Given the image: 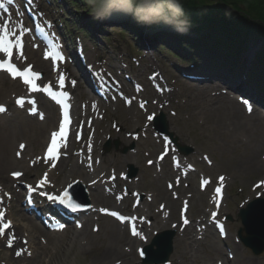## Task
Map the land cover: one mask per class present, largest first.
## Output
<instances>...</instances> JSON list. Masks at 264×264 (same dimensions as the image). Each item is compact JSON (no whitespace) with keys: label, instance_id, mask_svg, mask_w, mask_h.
Listing matches in <instances>:
<instances>
[{"label":"rangeland","instance_id":"obj_1","mask_svg":"<svg viewBox=\"0 0 264 264\" xmlns=\"http://www.w3.org/2000/svg\"><path fill=\"white\" fill-rule=\"evenodd\" d=\"M104 29L108 31V37L110 36L111 39L114 38L117 42H115L114 39L107 41L108 50H110V52L106 51L107 54L99 52V54L110 60L111 58L115 60L126 58L128 64L123 67H125L126 70L129 69L132 76L136 78L141 84H146V76L158 69L162 71L168 77L170 83L174 85V93L176 95L174 96V94H172L171 106L170 108L164 110L166 116L168 117V113L170 111H175L177 114V117L170 121V127L172 131H175L177 133V136H180L179 138L184 145L190 146L194 149V154L188 156L187 158L193 161L195 159H198L202 154H206L209 159H212L216 165L215 167L206 169L209 172V175L212 176V178L219 174H226L231 177V182L228 186L227 197L225 200V208H223V211L231 217V220L228 222V228L230 229V232L236 233L241 228L240 221L236 218L238 206L242 201L253 197V194L250 192V188L257 181L264 179V166L250 173H243V171L241 172V166H243L245 163L247 164L251 162L254 158L256 160H260V156L264 154V136H261L260 134H258V132L252 133L251 131L244 130L243 128L238 130L229 127L227 129V126H229V123L231 121V117H233V112H236L241 117H244L242 114L243 108L233 100V95L230 94V91L218 89L215 92L208 91L202 94L200 92L201 89L190 87V84L185 79L176 80L177 73L172 68V61L174 57L167 54L166 51H163L161 53L157 52L158 50L162 49L157 43L154 45L149 44L150 48L155 53H142L141 50H138L137 52H130L128 51V48L125 49L124 47V49H121V52H116L117 49H120L119 44L122 45L123 41L121 40V37H119L118 34H115L116 32L114 31L117 30H114L116 29L114 27L111 28L108 26ZM137 36V34L134 35L136 39ZM89 45L90 47H88ZM87 47V53L92 57L93 51L91 42L90 44H86V49ZM131 59H133L134 62ZM137 64H140V66L137 67ZM127 75H129L128 72ZM221 90L223 91L220 92ZM223 92H226V94H223ZM149 96L150 95L146 93L144 98L146 99ZM179 99L180 101H184V105L181 109H179L181 107ZM149 101L151 103L154 101V99L149 97ZM175 104L178 105L179 110H176L177 106H175ZM202 107H205L204 109L206 111H203ZM212 107L214 108V111H212ZM119 108L121 110L125 109L122 108L121 105H119ZM207 109L209 110V112H207ZM132 110L136 112L135 108H132ZM137 113L138 116L141 115V119L138 125L143 126V123L145 122V116L140 112ZM187 114L190 116V119L183 121L181 118H184ZM254 116L255 117H252L251 119L255 120L257 123L261 118L259 116V111L256 112ZM123 118V111L117 113L116 116L111 115V111H109L108 108L105 112V123L112 124L116 121L122 120ZM198 119H203L205 124L201 126ZM262 120L263 119H260V121ZM214 122L215 124H213ZM257 127L261 130H264V127L262 125H259ZM120 129L121 127H119V124H117V126L115 127V131L113 130L111 132V137H104V141H111V150L107 154L101 151L102 143L100 144L99 152L100 154L102 153V156L104 158V166L102 167L99 161V164L97 166L98 173H102L104 169L110 170L111 168H113V165L116 166L119 162L124 164V158L128 154H122L121 150L125 147H128L129 145H134V148L140 149V152L137 155H128L129 160L127 161V163L131 162L132 160L138 161L137 176H140V178H138L137 184L139 187V191L151 194L152 191L154 193H158L159 191V194L168 193L165 188V182H167L168 179H154L151 175L153 171H155V168H146V166L144 165L146 159H149V157L154 158L155 154L160 149H155L153 156L151 154L149 157H146V154L149 155L151 152V150L150 152H148L149 150L146 148V146H152V143L154 141L151 132L152 130L149 129L148 134L146 133L147 131L145 132V134H142L143 130H140L138 132V140L135 142V140H133L131 137H127L124 133L117 135L119 134L117 132ZM129 130H132V127H130ZM127 134L130 135L131 133L128 132ZM181 134H186L187 136L184 138L181 136ZM187 140L189 142H187ZM115 141L119 142L120 144L118 151L114 150L113 144ZM195 152L197 153L195 154ZM8 153L10 152H7V156ZM127 165L128 164H124L119 167L118 164V166L113 169L118 170L116 171V173L121 171L126 172L125 168ZM13 168L14 167L0 165V182L2 185L6 184V182L8 181L7 174ZM208 172L205 171V173H207L205 175H208ZM195 185L196 179H193L192 184L189 185L190 190H188V192L194 194V192L196 191ZM181 189H183V187ZM188 192L184 194H188ZM198 195L199 199L202 200V194L198 193ZM162 201L163 200L160 199L154 200V203L152 204L153 213H156L158 211L159 203H161ZM99 205L102 206L103 204L100 203ZM202 207H204V204H202ZM196 210L197 208L191 209L193 217L196 216ZM172 220H174V216ZM102 223L103 221L97 222V226L99 227V233H97V235H100ZM50 242L52 245L50 249H47V251L45 252H42L41 250L36 251L33 255L34 259L29 264L91 263L89 255L86 252H80L78 250L77 243L73 242V246L70 245L71 243L68 235H64V237H58V239L54 243L52 240H50ZM221 245L222 243H216L213 238H208L205 242V247H198L197 259H199V261L211 262L209 254L214 251L213 249L216 246ZM233 246L238 247L242 250L240 245L234 244ZM234 253L236 255V250L234 251ZM237 255H240L243 261L247 260L248 258H252L256 262V264H264V252L258 256H254L252 255L250 250H244V252L241 251V253L238 251ZM225 257L227 259V256ZM25 262L27 261L12 260L8 252H0V264H23ZM179 264H181L180 261Z\"/></svg>","mask_w":264,"mask_h":264},{"label":"bare ground","instance_id":"obj_2","mask_svg":"<svg viewBox=\"0 0 264 264\" xmlns=\"http://www.w3.org/2000/svg\"><path fill=\"white\" fill-rule=\"evenodd\" d=\"M148 44H152L151 41H149ZM248 48L249 52H253L254 47H260V43H254L253 40H249L246 44V48ZM29 59L31 62L34 63L35 69L37 71H48V65L47 62H43L39 59V56L36 52H31L28 54ZM3 76V74H1ZM3 79L0 78V88H2L3 85ZM12 88L16 89L14 85H11ZM75 95V102L77 103V96L80 95L79 88L77 87L74 91ZM41 104L40 108L45 112L46 114V122L44 124H40L37 122H32L29 118L23 116L22 114H19L18 116H14L13 120L6 121L4 119H0V163L5 164L7 166L11 165L12 163L6 158L5 153L9 150V146L12 143L13 139H25L28 142V145L33 148V146L40 145L41 141L44 139V135L46 131L52 128L53 126V111L52 108H50L45 102H42V100L39 101ZM90 104V102H89ZM84 109V114L87 116H92L90 125L94 129V133L90 140L88 141L89 146L94 147L96 145L97 139H101L100 137L104 135L103 129L101 130L102 133L99 134L101 117L99 113L91 112L93 109L97 110L102 107V105H89ZM205 107H202L203 111H206L204 109ZM214 108L212 107V111ZM236 109V108H235ZM222 110V109H220ZM238 110V109H237ZM101 112V111H100ZM125 115L129 116L130 118H133L132 124L136 125L138 123V120L136 119L135 115H133V112L130 111H124ZM207 112L209 110L207 109ZM132 114V115H131ZM233 117H231V121L229 123V126H227V129L229 127H232L233 129H244L247 131H251L252 133L258 132L261 136H264V130L259 129L257 126L261 125V121H258L256 123L255 120L246 119L244 117H241L238 113L233 112ZM140 116H138L139 118ZM130 120V119H129ZM215 124V122L213 123ZM84 126H87L84 124ZM216 126V125H215ZM217 127V126H216ZM84 128V127H83ZM218 128V127H217ZM86 132V129H85ZM110 134V130H109ZM72 145V144H71ZM71 147V146H70ZM70 147H68L67 151H70ZM90 148V147H89ZM86 158L87 153L83 154ZM88 159V157H87ZM61 162V163H60ZM59 162V172L58 174H61V182H65L69 177L72 176H78L80 180L83 181V183H86L87 179L90 177H93L91 173L86 170V164L81 165L78 163V161H73L72 163H68L64 160H61ZM248 164V165H247ZM245 163L243 166H241V172L243 173H250L256 169L262 168L264 166V161L256 160L255 158L249 162ZM213 165V164H212ZM56 179V178H55ZM94 193H90V198L92 200L91 203L96 204L97 202H103L107 201L108 199L101 195V193L98 190V186L93 187ZM164 199L166 200L167 209L172 210L171 208L174 206V203L169 200V195H164ZM111 203V202H110ZM125 204V203H124ZM147 205L146 203L144 204ZM196 205V201L195 204ZM149 207V205H147ZM202 210V208H200ZM148 214L147 212H145ZM146 216V215H145ZM204 218L206 217V213L203 212ZM102 229L100 231V235H94L91 233L92 229L94 228V225L92 221L87 220L84 222V225L82 226V230L76 233L77 231H72V240L70 241V245L73 246V242L77 243L78 250L80 252H86L91 260L90 264H116L117 262H120V264H132L134 259V247L135 246H141L143 247L145 244H143L138 238H129L126 237L124 234V226L119 225L117 222L109 219V218H102ZM93 226V227H92ZM168 226V220L164 219L161 222H155V227L153 230L156 232H160L161 230H166ZM17 231H21V234L25 236V233H27L28 229H30L29 226H23L20 224H16L14 227ZM90 230V231H89ZM151 230L152 229H145L142 235H145L147 237L148 241L151 238ZM28 239V246L31 249H38L37 243L33 236L27 235L26 237ZM1 243V239H0ZM196 241L193 238V233L189 232L187 233V236L184 238L183 236L175 237L173 240V246L177 250L178 259H184L189 260L191 258V254L195 251L194 246L196 245ZM178 261V260H177ZM179 262H176L173 260L172 264H178ZM240 264H256V262L253 259H247L245 261H240Z\"/></svg>","mask_w":264,"mask_h":264},{"label":"trees","instance_id":"obj_3","mask_svg":"<svg viewBox=\"0 0 264 264\" xmlns=\"http://www.w3.org/2000/svg\"><path fill=\"white\" fill-rule=\"evenodd\" d=\"M95 1L98 8L102 0ZM110 2L117 4L118 0H109L107 4ZM139 2L140 0H132V8L135 9ZM178 2L183 8V15L175 18L173 24H165L163 21L149 24L150 32L155 33L158 39L163 40L167 36L174 39L177 45H190L197 55L219 54L223 62L214 66L223 69L231 64V58L246 49L249 40H253L254 43L261 44L256 57L261 69L254 66V70L260 75L264 74V0ZM165 15L171 18L167 9ZM125 18L128 19L125 27L132 31L140 25L143 26L136 23L131 15H125ZM259 82H264V79Z\"/></svg>","mask_w":264,"mask_h":264},{"label":"snow or ice","instance_id":"obj_4","mask_svg":"<svg viewBox=\"0 0 264 264\" xmlns=\"http://www.w3.org/2000/svg\"><path fill=\"white\" fill-rule=\"evenodd\" d=\"M17 0H0V11H2V15H0V71H4L8 74H10L14 79L20 78L24 85L28 86V92L29 93H36L41 91L40 87L34 83L33 81L37 79L38 74H35L32 71L31 66H28L24 70H19L15 66V61L24 59L23 57V38L27 35V33L30 31L29 28L25 27L23 24V13L20 12L18 9L15 11V15L13 14V10L10 6L16 5ZM35 46V45H34ZM53 59L62 61L64 57L56 50V46H53ZM45 58H49L48 54H46ZM73 86L75 85V81H72ZM59 88L63 89L65 87V76L63 74L59 77ZM45 91H47V94L49 97H51L53 100H55L58 104L63 105L65 112H64V119L59 122L58 130L51 133L50 136V144L47 146V159L48 162L51 163L52 161H55L57 159V150L58 146H62L66 148V138H67V127L70 124V118L68 115V105L65 103V101L68 100V93L66 91H61L59 93L53 92L51 88H45ZM32 103H35V101H31ZM26 101L23 99H17V104L20 107H24ZM141 108H144L145 105L141 104ZM4 108L0 107V112H3ZM29 112L31 115L35 116L37 115V111L35 109H29ZM40 118L43 119V115H40ZM148 121H153L154 117L152 115H149L147 117ZM76 137H80V133H76ZM170 149V145H168ZM167 155V153H162L159 159L163 160L164 157ZM150 163H152L150 161ZM15 176H20L22 173H15ZM114 180L115 177H112ZM221 181L223 180V177L219 178ZM95 183V181H93ZM205 183H208L205 181ZM46 186L45 181H40L36 188H30V192H39V194L44 195L46 199L52 201L53 203H58L60 206H62L63 209H67L72 213H77L78 211H81L80 205L76 202L75 199V193L70 192L68 189H65L62 194H56L51 195L44 193L40 191L41 188ZM69 188L72 186L69 185ZM257 187H260V185H257ZM217 196L221 194V188L217 187L215 189ZM217 205H219V201H217ZM3 214L0 213V216ZM110 215L115 217L117 220L124 222V217L119 215L116 212H111ZM217 217V212L212 213V219L215 221ZM133 220L136 218L133 217ZM143 220V218H140ZM182 223L184 226L189 225L190 221L186 217H182ZM0 236H3L7 239L8 245L12 246L13 244V238L8 236V233L5 231V229L9 228L10 225L7 223H3L0 221ZM175 226V225H174ZM131 235L133 237H139L142 240H146L147 238L142 235V230H138L135 226L131 228ZM141 256L144 255L143 250H141ZM17 255H21L20 252H17Z\"/></svg>","mask_w":264,"mask_h":264},{"label":"clouds","instance_id":"obj_5","mask_svg":"<svg viewBox=\"0 0 264 264\" xmlns=\"http://www.w3.org/2000/svg\"><path fill=\"white\" fill-rule=\"evenodd\" d=\"M91 2L92 0H89V3ZM116 7L125 15H131L138 24H153L159 21L173 24L175 18L183 15V8L178 0H140L135 9L132 8V0H118ZM107 8V0H102L101 5L94 9V18H101ZM165 9L171 13V18L165 15Z\"/></svg>","mask_w":264,"mask_h":264},{"label":"water","instance_id":"obj_6","mask_svg":"<svg viewBox=\"0 0 264 264\" xmlns=\"http://www.w3.org/2000/svg\"><path fill=\"white\" fill-rule=\"evenodd\" d=\"M262 207L256 209L258 207L257 205H253L252 209L249 208L242 214V223L244 226V230L247 233V235H251L250 239H254V241L261 240L264 237V201L260 203ZM255 208V209H253ZM251 211H253V217L250 219ZM256 241V242H259ZM252 242V240H251ZM249 245V244H248ZM250 246V245H249ZM253 246V245H252ZM256 250L260 249L253 246ZM257 252V251H256Z\"/></svg>","mask_w":264,"mask_h":264}]
</instances>
